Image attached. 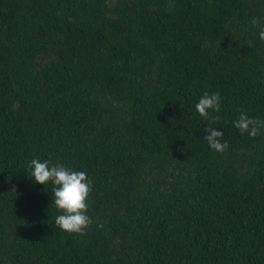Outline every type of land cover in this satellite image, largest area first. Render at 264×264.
<instances>
[{
    "label": "trees",
    "instance_id": "trees-1",
    "mask_svg": "<svg viewBox=\"0 0 264 264\" xmlns=\"http://www.w3.org/2000/svg\"><path fill=\"white\" fill-rule=\"evenodd\" d=\"M261 28L264 0H0V264H264V130L233 125L264 120ZM32 159L88 174L85 235Z\"/></svg>",
    "mask_w": 264,
    "mask_h": 264
},
{
    "label": "clouds",
    "instance_id": "clouds-1",
    "mask_svg": "<svg viewBox=\"0 0 264 264\" xmlns=\"http://www.w3.org/2000/svg\"><path fill=\"white\" fill-rule=\"evenodd\" d=\"M250 23L255 27L258 20L253 18ZM260 40L264 41V28L259 31ZM221 95L219 92H205L195 105L196 112L205 120H218L211 112H219ZM233 125L241 134L247 133L255 138L264 130V120L249 118L247 113L241 112ZM207 135L204 140L216 152L223 153L228 148L227 141L221 142L223 132L208 126L204 129ZM31 169V179L36 184L46 185L51 183L52 205L62 214L55 218V224L68 234L85 235L86 229L92 220L87 215V199L92 191L91 180L85 171H74L62 164H52L49 160L40 161L32 159L28 164Z\"/></svg>",
    "mask_w": 264,
    "mask_h": 264
}]
</instances>
